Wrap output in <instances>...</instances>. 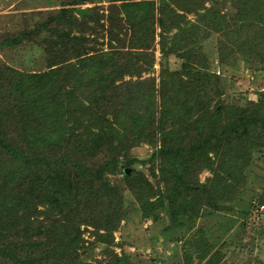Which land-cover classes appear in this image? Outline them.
<instances>
[{"label":"trees","instance_id":"16d2710c","mask_svg":"<svg viewBox=\"0 0 264 264\" xmlns=\"http://www.w3.org/2000/svg\"><path fill=\"white\" fill-rule=\"evenodd\" d=\"M234 1L236 15L228 18L214 5L198 14L193 0H159L158 4L111 0L112 8L118 10L109 15L105 27L108 50L91 45L102 30L92 22L104 27L102 22L98 25L97 10L81 16L63 6L51 14L45 22L48 36L33 44L44 53L47 70L10 69L22 78L8 84L18 93L36 95L34 101L22 99L21 103L24 109L38 111L20 110L27 117L20 120L39 130L30 132L36 138L24 143H8L0 135V151L7 153L14 167L6 171L4 181L17 192L0 197V264H88L80 253L81 226L105 230L107 235L97 231L96 238L110 244L111 232L123 216L124 193L109 180L114 173L123 176L142 217L157 221V208L164 203L161 194L153 193L144 173L131 166L132 159H123L136 142L155 149L162 180L169 183L167 215L172 223L184 214L197 217L202 196L213 206L227 194L232 199L239 180L235 175L242 173L253 150L264 147V92L244 103L220 99V75L199 63L196 44L204 32L215 30L224 37L217 40L219 61L241 52L264 65V0ZM192 12L198 17L190 22L186 15ZM172 28L176 32L168 36ZM157 29L164 61L156 92L153 78H131L152 66ZM169 54L183 59L181 68L170 69ZM90 61H96L93 70ZM47 80L53 89L45 84ZM55 115H59L56 120L49 121ZM21 117L19 112L17 118ZM46 129L47 133L54 130L56 136H46L50 144L42 152L40 131ZM203 169L210 176L202 183L198 173ZM19 176L29 181L24 192ZM250 214L254 215L252 208ZM194 243L202 258L200 241Z\"/></svg>","mask_w":264,"mask_h":264},{"label":"rangeland","instance_id":"374dc122","mask_svg":"<svg viewBox=\"0 0 264 264\" xmlns=\"http://www.w3.org/2000/svg\"><path fill=\"white\" fill-rule=\"evenodd\" d=\"M153 1L156 4L159 3V0ZM193 1L196 2L193 5L200 12L198 14L203 12V8L214 5L228 18L236 15V9L233 7L234 0H208L205 3L202 0ZM110 3H112L111 0H0V135L4 136L8 143L19 141L24 143L30 138H36L29 134L39 130L35 125L24 126L23 121L20 120L27 118L20 110L26 113L38 111L24 109L21 103L22 99L34 101L36 95L20 92L21 95L15 87L10 86L8 83L22 78L15 76L16 74L10 69L36 73L47 70L44 53L34 48L33 44L35 40L48 36L46 21L49 20L51 14H55L63 6L71 7L76 14L78 11L90 13L97 10L101 15L98 25L102 22L104 27L96 26V22H92L93 27L98 31L101 29L103 31L98 32L100 33L97 36L98 40L91 45L108 50L105 27L108 26L109 17L114 16L118 10L114 7L113 9V4ZM179 11L182 12V10ZM197 17L198 15L194 12L188 13L186 20L193 22ZM52 20L50 19L51 22H55ZM52 25L54 26L53 23ZM175 32L176 28H172L168 36ZM102 34H106L105 37H101ZM201 37L199 43L196 44L201 57L198 61L199 63L203 61L211 73L220 75L223 86L220 99L226 98L235 103H244L247 99L257 100L259 94L264 92V65H261L255 56L252 60L251 57L247 58L241 52L234 56L226 55V60L219 61L217 40L218 38L224 39V37L218 35L215 30L208 31L206 35L204 32ZM159 43L160 36L157 29L154 45L151 48L154 56L152 66L141 72V76L134 75L131 78L132 81L153 78L156 92L161 81L160 64L164 61ZM150 56V54L147 55L148 60ZM92 62H89L91 70L96 64V61L95 64ZM167 62L170 69L174 70L181 68L183 59L177 54H169ZM93 74L95 77L96 74L94 72ZM129 77L126 75L124 78L128 80ZM45 84L51 89L54 88L49 80ZM53 102L56 104L55 100ZM62 104L66 107L65 103ZM64 109L62 108L60 114L64 112ZM53 111L54 108L51 113ZM19 112L22 114L21 118H17ZM57 116L59 115L51 117L49 121L56 120ZM40 127L43 129V123ZM91 130H93V125ZM40 134L43 138L40 148L42 152H45L50 144L46 136L51 135V139H54L56 132L54 133L53 130L52 133L51 130L47 133L46 129L41 130ZM154 150V147L148 143L136 142V145L127 154L125 153L123 159L125 161L132 159L131 166L136 171L144 173L151 183L153 193L161 194L164 203L163 206L159 205L157 208L160 211L159 219L153 221L151 218L142 217L136 210L138 204L135 202L133 193L124 186L121 173L110 175L109 180L118 184L122 188V194L124 193L123 216L111 232L110 237L113 241L110 244L97 240V229L91 226L86 228L81 226L83 241L79 243L82 246L80 253L86 259L85 261L88 264H159L158 261H162L161 264H264V206L258 212V207L264 204V147L253 150L252 154L248 155L250 159L247 164L240 162V165L243 164V169L242 173L235 175L239 180L235 185L236 192L231 200L228 199L231 194H227L225 198L215 201V206H213L209 204L208 197L202 196L201 199L204 198L201 205L202 210L197 217L192 219L190 214H184L173 223L167 215L169 183L162 180L158 169L160 161L154 156ZM248 156L244 155L243 159L246 160ZM11 168L14 167L9 156L4 151H0V171L3 170L0 173V197L1 195L5 197L8 193L10 196L11 193H17L12 192L10 186L4 181V174ZM209 176V170L203 169L198 173V180L203 183ZM19 177H21L20 182H17L21 187L20 191L24 192L23 188H28L29 181L25 179L27 177ZM38 194L44 195V192L39 191ZM251 208L254 215L249 216ZM257 208L258 211H256ZM212 209H217V211ZM208 212L213 213L206 216ZM98 232H105L107 235L105 230ZM197 240L200 241L201 252L205 253L202 258L198 256V251L194 247V242ZM122 255H125L126 259L120 260ZM56 264H67V262Z\"/></svg>","mask_w":264,"mask_h":264},{"label":"water","instance_id":"95a60500","mask_svg":"<svg viewBox=\"0 0 264 264\" xmlns=\"http://www.w3.org/2000/svg\"><path fill=\"white\" fill-rule=\"evenodd\" d=\"M80 11H81V10H80ZM84 13H87V14H88L89 12H87V11H81V12H79V11H78V14H79V15H82V14H84Z\"/></svg>","mask_w":264,"mask_h":264},{"label":"built area","instance_id":"2783aa9c","mask_svg":"<svg viewBox=\"0 0 264 264\" xmlns=\"http://www.w3.org/2000/svg\"><path fill=\"white\" fill-rule=\"evenodd\" d=\"M258 208H259V211H258ZM258 208L256 209V211L260 212L261 209L263 208V205H260Z\"/></svg>","mask_w":264,"mask_h":264}]
</instances>
